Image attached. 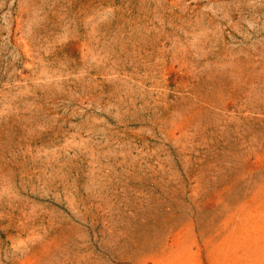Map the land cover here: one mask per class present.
<instances>
[{
	"label": "rangeland",
	"instance_id": "1",
	"mask_svg": "<svg viewBox=\"0 0 264 264\" xmlns=\"http://www.w3.org/2000/svg\"><path fill=\"white\" fill-rule=\"evenodd\" d=\"M0 264H264V0H0Z\"/></svg>",
	"mask_w": 264,
	"mask_h": 264
}]
</instances>
